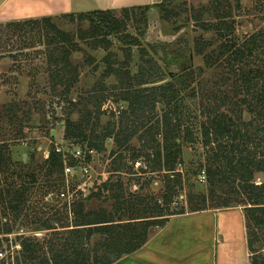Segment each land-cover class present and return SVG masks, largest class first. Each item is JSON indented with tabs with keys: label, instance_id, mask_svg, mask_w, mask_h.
Wrapping results in <instances>:
<instances>
[{
	"label": "rangeland",
	"instance_id": "374dc122",
	"mask_svg": "<svg viewBox=\"0 0 264 264\" xmlns=\"http://www.w3.org/2000/svg\"><path fill=\"white\" fill-rule=\"evenodd\" d=\"M47 1L49 2V0ZM54 1L50 0L52 8H48L49 10H59L60 5ZM209 1L151 0L149 4L154 8L148 14V24L135 20V15L131 14L130 19L126 20L127 27L123 35L112 34L108 37L105 36L104 30L100 35L93 37L89 22L81 21L76 16L72 17L79 13L58 12L56 15L50 16L52 23L75 38L73 44L69 47L67 45V47L69 50H73L70 56L73 63L80 65V79L68 99L62 98L60 95L55 97L49 81L50 70L55 68L53 62L50 61L51 57L54 54L60 56L61 52L58 51L56 44H49L52 35L47 33L48 29L42 28L43 24L40 26L23 24L34 20L23 13L10 16L0 13V113L3 114L0 121V151L5 154L9 165L8 169H0V190L9 188V185H14L17 188H21L23 185L29 191L26 197L27 201L20 207V214L7 209V203H1L0 227L3 232L9 231V234L4 233L0 236L3 238L1 248L3 257H0V260L10 258L12 264H16L14 257L20 256V242L27 237L35 238L40 242L44 240H46L45 242H56L57 240L62 242L72 228L68 225L75 224V204L78 205L103 181L110 177L115 180L118 176L112 175L111 161L114 158L111 157L112 151L122 153L125 156V162L131 164L130 155L133 148L141 150L144 155L147 150L149 153H153V149H148L150 146L148 143L152 141V138L159 141L160 144L163 143L164 134L163 131L157 130L159 126L157 122L162 124L164 107L159 104L156 110L149 106L145 117L140 119L147 126H153L151 134L144 133L146 129H141L129 143L130 149H117L112 138L106 142L105 151L92 152L90 161L84 162L90 167L91 179L89 182L79 180V176L68 178L64 172L59 174V179L56 178L57 174H54V177H49L44 165L51 146L61 150L64 165L74 162L75 149L87 151L85 147L82 148L81 145L64 139L66 119L70 118L73 121L79 119L75 105L83 100L80 98H86L84 104L91 96L97 104L101 99H104L99 118L96 117L97 105L95 107L91 104L89 109L92 114L88 115V118L90 117L89 125L83 123L88 134L92 130L101 132L111 123L117 124L121 112L127 107V103L122 100L126 86L120 81L121 76L130 74V81L133 79L132 83H135L134 77L139 73V66L150 59H154L163 69L162 78H157L156 85L172 82L177 77H172V73L180 75L181 67L164 64L162 56L165 51L172 56H176L174 52L178 51L184 58L191 59V69L187 71L191 78L187 91L183 93V112L186 126L189 127L195 138L194 142L183 144V159L181 164L177 165L175 173V177L182 175L183 188L178 190L174 198L175 204L171 208L176 207L177 203L176 210H178L185 204L186 197L193 193L204 194L208 197L206 203L208 210L229 209L223 205L224 198L230 196L228 190L217 188L215 189L216 193L211 197L209 192L212 188L208 185L207 178L205 181L198 178L201 170L206 169L210 154V150L202 143L201 125L206 120L204 112H208L207 110L216 103L214 100L206 98L217 92H231L236 86H234L236 77L231 74L228 68H220L214 64L209 70L200 74V68L204 67L205 62L204 55H198L196 51L199 39L211 42V46H207L205 49L206 54L217 51L223 42L214 30H202L194 17L198 11L209 8ZM85 2L92 3L91 0H85ZM16 3L20 5L19 2ZM160 3L173 10L176 13L175 17L162 19L161 7H157V4ZM134 6L144 5L137 4L109 10H113L114 17L122 18L125 14L124 9L127 8V12H130L129 8ZM240 6L239 9L236 7L235 0L225 1V7L229 14L227 22L234 26L233 37H236L235 39L241 44L254 34L264 36V0H241ZM7 8L11 9V7ZM87 9H90L89 12L95 11L91 10L94 8ZM139 12V9L136 10V13ZM218 17L215 10H212L210 17L208 15L201 16L202 20H210L215 25L221 18ZM40 27L41 29H39ZM124 34H131L139 39V45L133 46L131 53L127 50L128 45L123 40ZM231 37L232 35H229L227 40ZM256 56L255 63L262 66L264 71V48L258 50ZM214 60H217V56ZM110 66L121 72V76H107L105 72ZM227 76L230 77V80L221 84L223 78ZM58 90L61 91L62 87H59ZM24 102L30 103L31 116L29 113L26 114L28 107L23 106ZM52 102L59 104V107L51 108ZM14 105H17L14 109L8 108ZM33 105L35 108H32ZM82 105L78 107L81 108ZM245 118L248 119L249 116L245 115ZM142 162L145 163V161ZM78 164L77 162L76 165ZM80 167L81 165L76 167L75 173H80ZM32 175L35 176V180ZM166 176L168 175L162 172L139 174L135 178H140L142 189L140 190V186H138L139 189L131 188L130 192L139 193L143 196L142 198L151 195L158 204H161L166 189ZM121 177L125 184L129 185L130 181L135 182L132 181L133 178L130 180L131 177L125 173H121ZM67 180L73 186L81 184L85 188V191L76 198L72 208L66 204L64 199L48 198L52 191L58 195V191L63 189L59 183L67 182ZM85 182L87 183L84 185ZM255 182L256 184L264 183V175L258 174ZM126 189L128 191L129 188L126 187ZM234 199L230 201V208L244 210L245 206L242 203H237V200ZM84 203L86 204L85 209L103 206L109 210L111 204L109 202L102 203L97 199ZM45 224L52 228L47 229ZM256 246L259 248L258 254L264 257V243L259 242Z\"/></svg>",
	"mask_w": 264,
	"mask_h": 264
},
{
	"label": "trees",
	"instance_id": "16d2710c",
	"mask_svg": "<svg viewBox=\"0 0 264 264\" xmlns=\"http://www.w3.org/2000/svg\"><path fill=\"white\" fill-rule=\"evenodd\" d=\"M225 1L228 0H210L209 8L194 14L202 30H214L223 41L218 50L214 51L215 53L206 54L205 49L211 46V42L199 39L196 51L198 55H204L205 62L204 67L200 68V74L216 64L220 68L230 69L231 74L236 77L234 81L236 86L232 93L217 92L206 98L216 103L207 110L208 112H204L206 120L201 125L202 143L210 150L208 165L201 172L206 173L207 183L212 188L209 192L211 197L216 193L215 189H227L230 196L224 198L223 205L230 208V201L235 198L237 203L245 206L243 211L247 225L248 247L253 255H251V264H264V257L258 254L259 248L256 246L259 242L264 243V183L256 184L255 182L258 174L264 175V71L262 66L255 63L256 52L264 48V36L254 34L249 40L240 44L236 37H233L234 26L227 22L229 14ZM240 1L235 0L238 9L241 8ZM157 7H161L162 19H169L176 15L163 3L157 4ZM153 8L152 5L134 6L129 8L130 12H127L126 8L122 18L114 17L113 10L109 9L79 13L72 17L76 16L81 21L89 22L93 37L100 35L103 30L108 37L112 34L123 35L127 27L126 20L130 19L131 14L135 15V20L148 24V14ZM138 9L140 12L136 13ZM212 10L217 12L218 18L221 17L216 25L210 20L201 18L203 15L210 17ZM41 19L29 20L23 24L39 26L43 24L42 28L48 29L47 33L52 35L49 44H56L61 54L60 56L54 54L51 57L50 61L55 68L50 70L49 81L55 97L60 95L68 99L80 79V65L73 63L70 57L73 50L68 48L75 38L72 34L60 30L51 22L50 17ZM229 35L232 37L227 40ZM123 40L128 45L127 50L130 53L133 46L140 43L139 39L131 34L123 36ZM174 53L176 56L165 51L162 56L166 66L181 67L180 75L178 74L172 82L156 85L157 78H162L163 69L154 59L147 60L139 66V73L134 77L135 83H132V78L130 81V74L121 76V72L113 66L107 68L105 72L107 76H121L120 81L126 86L122 100L127 103V107L121 112L117 124L111 123L101 132L92 130L88 134L84 126L89 125L88 115L92 114L89 106L97 105L98 119L104 99L97 104L91 96L84 104L86 98H80L83 100L75 105L79 119L77 121L66 119L64 139L87 149L86 162L92 158L93 151H105L106 142L112 138L117 149L122 150V148L130 149L129 143L141 129H146L144 133L151 134L153 126H147L145 122L140 121L145 117L149 106L153 110H156L159 104L164 107L162 124L157 122L159 125L157 130L163 131L164 134L163 143L160 144L152 138V141L148 143L150 144L148 149H153V153L147 150L144 155L141 150L133 148L130 155L131 164L125 162V156L122 153L112 151L111 157H114L111 161L112 175L118 176L115 180L110 177L103 181L78 205L75 204L74 214L77 222L75 221L72 226L68 225L72 227L68 236L62 242L58 240L40 242L35 238L27 237L20 242V256L14 257V263L114 264L141 249L150 239L152 230L164 227L171 216L209 209L206 204L208 197L193 193L186 197L185 204L178 210H176L177 203L176 207L171 208L175 204L174 198L178 190L183 188L182 175L175 177L176 167L183 159V144L195 141L189 127L186 126L183 112V93L187 91L191 78L190 73L187 72L191 69V59L184 58L178 51ZM216 56L217 60H214ZM223 79L221 84L227 83L230 77ZM59 87H62L61 91L58 90ZM79 105H82L81 108L78 107ZM16 106L8 108L14 109ZM23 106L28 107L26 114L29 113L31 116L30 103L24 102ZM33 107L35 108L34 105ZM50 107H59V104L52 102ZM245 115L249 118L246 119ZM2 118L3 114L0 113V121ZM139 160L145 161L147 170L135 169L134 163ZM76 163L74 160L69 165L75 166ZM44 165L49 177L57 174L56 178L59 179V174L64 172V160L58 147L51 146ZM8 166L5 154L0 151V169H8ZM156 172L168 175L161 204H158L151 195L142 198L141 194L130 192L134 184L140 186V190L142 189L140 178H135L137 175ZM121 173L129 175L130 180L133 178L134 184L130 180L129 185L125 184ZM32 177L35 180V176L32 175ZM59 184L64 186V182ZM126 187L129 188L128 191ZM52 192L55 194V191ZM28 193V188L23 185L21 188L9 185V188L0 190V212L1 203H7V209L20 214V207L27 201ZM94 199L102 203H111L110 210L103 206L85 209L84 202ZM46 228L52 227L46 225ZM4 233L9 234V231L3 232L0 227V236ZM2 243L3 238H0V252H2ZM7 263L12 264V260L10 258L0 260V264Z\"/></svg>",
	"mask_w": 264,
	"mask_h": 264
},
{
	"label": "crops",
	"instance_id": "0c3cea01",
	"mask_svg": "<svg viewBox=\"0 0 264 264\" xmlns=\"http://www.w3.org/2000/svg\"><path fill=\"white\" fill-rule=\"evenodd\" d=\"M91 1L92 5L85 0H55L59 10H49L50 0H0V13L6 16L23 13L31 19H41L58 12L86 13L90 11L87 8L108 10L150 5L151 0ZM114 264H251L244 211L229 208L173 215L164 227L152 230L141 249Z\"/></svg>",
	"mask_w": 264,
	"mask_h": 264
},
{
	"label": "built area",
	"instance_id": "2783aa9c",
	"mask_svg": "<svg viewBox=\"0 0 264 264\" xmlns=\"http://www.w3.org/2000/svg\"><path fill=\"white\" fill-rule=\"evenodd\" d=\"M61 152V150H59ZM73 157L75 158L76 162H78V165H81V167L79 168L80 170V175L75 173L76 167H78V165L75 166H71L68 164L64 165V175L68 178L71 177H76L79 176L80 179L79 180H84L89 182L91 179V175H90V167L87 164H84V162H86V152L84 150L81 149H75V152L73 154ZM80 162H82L80 164ZM134 167L135 169H143V170H147V165L146 163H143L142 160L136 161L134 163ZM198 178L201 181H205L206 180V173L205 171H202L201 174L198 176ZM85 182L84 185L87 183ZM134 190L138 189V186L136 184L132 185L131 187ZM85 188H83L81 186V184H78L77 186H73L70 184V182L67 180V182H64V186L63 189L59 192V194L57 195L56 193L54 194L53 192L49 193L48 198H55L58 197L60 199H64L66 201V204L72 208V205L76 202V198L80 195L81 192H84ZM71 212L72 209H71ZM0 257H3V253L0 252Z\"/></svg>",
	"mask_w": 264,
	"mask_h": 264
},
{
	"label": "water",
	"instance_id": "95a60500",
	"mask_svg": "<svg viewBox=\"0 0 264 264\" xmlns=\"http://www.w3.org/2000/svg\"><path fill=\"white\" fill-rule=\"evenodd\" d=\"M182 70H184V68H182ZM171 76L172 77H176L177 76V73H172Z\"/></svg>",
	"mask_w": 264,
	"mask_h": 264
}]
</instances>
